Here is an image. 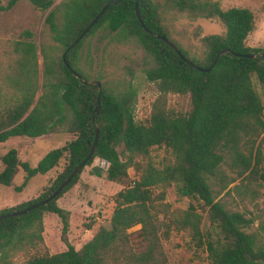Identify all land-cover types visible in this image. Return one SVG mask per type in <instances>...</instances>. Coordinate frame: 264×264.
I'll return each mask as SVG.
<instances>
[{
	"label": "trees",
	"instance_id": "obj_1",
	"mask_svg": "<svg viewBox=\"0 0 264 264\" xmlns=\"http://www.w3.org/2000/svg\"><path fill=\"white\" fill-rule=\"evenodd\" d=\"M18 0H6L0 11L12 7ZM34 8L46 10L52 0H27ZM108 0H62L44 16L50 39L54 44L39 48L42 60L40 93L36 92V49L30 33L27 39L11 41L6 75L16 88L12 105L0 110V142L11 137L36 138L63 131L71 134L66 143L48 150L30 166L18 158L17 146H10L0 154V185L11 186L18 172L23 174L20 191L25 182L36 174H44L56 166L62 156L66 163L46 191L37 197L0 214L22 209L48 196L70 171L85 157L93 140L97 139L86 160L89 165L96 157L105 164V178L119 182L131 168L134 178L113 197L114 208L109 227H99L78 249L69 244L68 210L58 206L56 199L78 179L79 171L51 200L29 211L0 219V264H9V256L25 253L15 264H110L115 254L138 264H158L159 242L155 225L156 214L167 218L168 225L186 230L198 246H204L207 264H264V242L257 232L246 231L251 218L237 210L226 209L214 200L213 187L222 189L226 176L221 166L236 176L248 170L254 173L259 150H253L255 139L264 132L263 105L252 78L264 94V59L237 56L234 53H253L264 49L244 44L253 29L252 12L245 7L222 9L215 0H138L137 8L144 25L153 33L171 41L192 63L207 67L215 54L225 48L208 71H199L181 60L163 40L144 31L136 20L134 0H119L108 5L96 22L80 40L65 52V60L82 79L100 82L98 108L93 114L97 88L81 84L61 61V53ZM184 15L187 18L216 19L223 34H208L201 38L204 49L200 59L176 41L164 23L165 16ZM98 28L108 32V41L124 43L134 40L143 56L141 68L147 81L158 92L151 103L144 122L133 119L135 91L123 80L114 89L102 81L103 76H89L77 62L84 39ZM54 50L57 52L54 53ZM88 54L87 48L84 51ZM134 62V61H133ZM125 71L131 77L132 68ZM176 94L187 99L183 111L173 112L166 106V95ZM261 139H264V133ZM153 145H163L172 158L157 167L148 159ZM120 147V151L117 148ZM264 178L263 175H261ZM172 183L180 197L193 200L183 210H171L162 202L165 186ZM159 190L153 193V189ZM217 192V191H215ZM204 210L215 230L214 236L200 230V214ZM47 211L60 220V240L65 249L55 253L39 251L42 213ZM140 225L145 249L134 254L127 248L126 230ZM264 233V222L259 224ZM168 234L164 230L163 235ZM33 253H28L29 250Z\"/></svg>",
	"mask_w": 264,
	"mask_h": 264
},
{
	"label": "rangeland",
	"instance_id": "obj_2",
	"mask_svg": "<svg viewBox=\"0 0 264 264\" xmlns=\"http://www.w3.org/2000/svg\"><path fill=\"white\" fill-rule=\"evenodd\" d=\"M60 1L62 0H52V5L48 9L39 10L27 0H18L9 9L0 11V110L11 106L16 98V88L9 83L6 75L7 62L14 55L10 52L9 43L27 39L25 31L30 33V38L36 49L37 89L34 99L40 93L42 60L39 48L43 44H54L44 24V16ZM215 1L222 9L228 7L248 8L253 15V29L247 34L244 44L264 49V0ZM5 2L6 0H0V5H4ZM164 23L170 29L174 39L180 42L188 54L198 59L202 57L204 49L201 38L208 34H223L224 31L221 24L213 18L190 19L184 15L172 17L168 14L165 16ZM108 35L106 30L98 28L93 34L87 36L79 52L77 64L91 77L97 74L102 75V81L113 89L119 86L123 80L129 81L135 91L133 119L144 122L158 92L154 83L147 81L144 77L141 69L144 60L142 52L134 40L124 43L110 42ZM85 48L88 50L87 55L84 53ZM56 52L54 50V53ZM126 66L132 68L133 75L131 77L124 69ZM252 82L263 105L262 117L264 119V94L254 78H252ZM166 106L173 112L183 111L187 106V99L184 96L167 94ZM263 133L253 143V150L255 148L259 150L258 163L254 168V173L248 175L247 170L242 175L236 176L234 171L222 165L221 169L226 176L225 186L220 190L218 186H212L213 190L217 191H213L214 200L220 201L226 209L240 211L245 217L251 218V222L245 230L257 232L262 242H264V233L259 230V224L264 222V178L261 176H264V139H261ZM70 138L72 135L63 131L48 133L36 138L13 137L0 142V154L10 146H17L18 158L26 160L30 166H34L48 150L61 146ZM117 150L120 151V147ZM171 158L170 150L163 145H153L148 150V159L157 167L162 166ZM65 163L66 156L64 155L49 171L27 179L20 191H15L13 186L21 183L23 177L21 172H18L14 177L11 186L0 185V210L33 199L46 191ZM105 167L106 164L95 157L89 165L82 167L76 182L56 199V204L69 212L66 236L74 249L80 248L99 227H109L110 215L114 208V194L130 184L134 178L133 170L128 168L126 178L119 182L108 181L105 178ZM158 190L159 188L153 189V193ZM162 202L169 206V211L183 210L190 202L195 204L193 200L178 196L172 183L165 186ZM196 211L200 214V230L204 235L209 232L211 236H214L215 230L209 224L205 211L200 207H197ZM155 225L158 227V264H207L204 246H198L191 240L188 231L172 228L171 225H168L167 218H164L161 213L156 214ZM60 226L58 216L47 211L42 213L43 245L39 247V251L55 253L65 249V245L59 238ZM139 228L140 225L136 224L126 230L127 248L134 254L142 252L146 246ZM164 230L168 231L166 236L163 235ZM33 252L35 251L31 249L28 251V253ZM26 256L25 253H15L7 258L9 264H15ZM110 264L138 263L116 253Z\"/></svg>",
	"mask_w": 264,
	"mask_h": 264
},
{
	"label": "water",
	"instance_id": "obj_3",
	"mask_svg": "<svg viewBox=\"0 0 264 264\" xmlns=\"http://www.w3.org/2000/svg\"><path fill=\"white\" fill-rule=\"evenodd\" d=\"M116 1L119 0H108L105 4H103L101 6V8L98 10V12L91 18V20L86 24V26L81 30V32L76 36V38L70 43L68 44V46L64 49V51L61 53V61L64 64V66L68 69V71L78 79V81L81 84H94L97 88V94H96V99H95V104L93 107V114L96 113L97 108H98V101H99V92H100V82L97 79H91V80H84L82 79L75 71H73L71 69V67L68 65V63L65 60V52L70 49L74 44H76L80 38L84 35L85 32H87V30L96 22V20L101 16V14L103 13V11L108 7V5H110L111 3H114ZM137 2L138 0H134L133 3V11H134V15L136 20L139 22L141 28L146 31L148 34H150L151 36H154L155 38H158L160 40H163L168 46H170L173 51L175 52V54L181 59L183 60L185 63H187L188 65L192 66L193 68L199 70V71H208L210 69V67L214 64L216 58L227 51V49L223 48L221 50H219L211 64L207 67H200L194 63H192L190 60H188L187 58H185L182 53L176 48V46L169 41L168 39H166L163 35L160 34H156L153 33L151 30H149L144 23L141 21L140 16H139V12H138V8H137ZM237 56H242V57H247V58H259V59H264V52L258 54L257 56H255L253 53H243V54H239V53H234ZM96 139H97V129L96 127H94V134H93V140H92V144L87 152V154L85 155V157L70 171V173L62 180V182H60V184L46 197L42 198L41 200L37 201V202H33L31 204H29L28 206L22 208V209H18V210H12L10 212L4 213V214H0V219L5 218L7 216H14V215H19L22 213H25L27 211H29L30 209L36 208L40 205L45 204L46 202H48L49 200H51L52 198H54L59 192L60 190L70 181L71 177L76 174L79 169L84 166L86 160L89 158V156L91 155L93 149H94V145L96 143Z\"/></svg>",
	"mask_w": 264,
	"mask_h": 264
},
{
	"label": "crops",
	"instance_id": "obj_4",
	"mask_svg": "<svg viewBox=\"0 0 264 264\" xmlns=\"http://www.w3.org/2000/svg\"><path fill=\"white\" fill-rule=\"evenodd\" d=\"M11 138H13V137H11ZM15 138H19V137H15ZM9 139V138H8Z\"/></svg>",
	"mask_w": 264,
	"mask_h": 264
}]
</instances>
